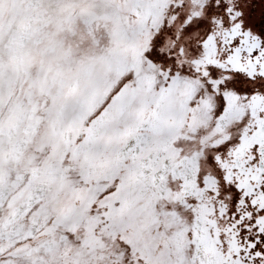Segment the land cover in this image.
Instances as JSON below:
<instances>
[{"label":"snow or ice","instance_id":"6c2138e0","mask_svg":"<svg viewBox=\"0 0 264 264\" xmlns=\"http://www.w3.org/2000/svg\"><path fill=\"white\" fill-rule=\"evenodd\" d=\"M0 264H264V0H0Z\"/></svg>","mask_w":264,"mask_h":264}]
</instances>
